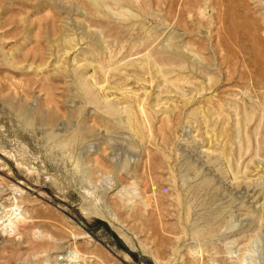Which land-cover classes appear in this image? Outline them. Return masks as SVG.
<instances>
[{"label": "rangeland", "instance_id": "374dc122", "mask_svg": "<svg viewBox=\"0 0 264 264\" xmlns=\"http://www.w3.org/2000/svg\"><path fill=\"white\" fill-rule=\"evenodd\" d=\"M0 264H264V0H0Z\"/></svg>", "mask_w": 264, "mask_h": 264}]
</instances>
